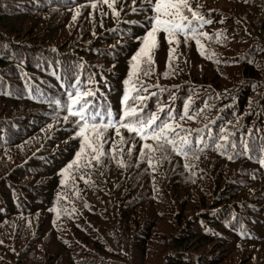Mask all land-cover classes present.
Returning <instances> with one entry per match:
<instances>
[{
  "label": "trees",
  "instance_id": "trees-1",
  "mask_svg": "<svg viewBox=\"0 0 264 264\" xmlns=\"http://www.w3.org/2000/svg\"><path fill=\"white\" fill-rule=\"evenodd\" d=\"M189 2L211 21L202 47L179 35L170 59L159 32L150 74L129 76L146 0H115L118 15L104 0H0V264H264V0ZM73 77H91L114 118L126 89H146L145 112L171 108L208 146L156 152L149 167L145 142L109 127L102 162L69 168L81 142L63 119ZM186 103L194 118L181 120ZM222 127L235 151L211 145ZM241 136L255 154H239Z\"/></svg>",
  "mask_w": 264,
  "mask_h": 264
},
{
  "label": "snow or ice",
  "instance_id": "snow-or-ice-1",
  "mask_svg": "<svg viewBox=\"0 0 264 264\" xmlns=\"http://www.w3.org/2000/svg\"><path fill=\"white\" fill-rule=\"evenodd\" d=\"M104 3L113 9L114 15L119 14L113 7L115 0H112L111 3L109 0H104ZM135 3L136 0H132V4L135 5ZM146 4L153 13L152 16L147 17L151 27L145 32L142 39L136 38L139 41V47L130 58L131 71L129 76H139L140 72H143L145 76L150 74L148 70L142 68V65L145 63L152 65L154 63L152 53L157 47V33L159 32L166 34L167 42L170 45V59L175 51L171 45L179 43L177 39L179 35H183L185 41L191 38L198 47H202L201 38H208V34L201 29L203 25L209 24L211 21L199 12V5L194 9L191 7L189 0H154V2L153 0H146ZM91 7L95 8L96 4L93 3ZM136 10L135 7L132 8L133 12ZM73 19H75V16H73ZM129 83V80L124 81L126 85ZM71 88L72 91H66L65 93L64 109L67 115L63 119L65 122L70 121L74 125L75 136L80 138L81 142L80 150L75 154L77 159L68 166L69 168L79 167L81 162L84 163L85 167H91L92 161L98 164L102 162L101 157L106 155L103 149V131L109 127L115 130L117 136L120 135V129L123 128L129 134H135V137L145 142L141 145V156H147L149 167L153 165V156L156 152L170 149L176 155L187 158L190 153L194 156L196 151H202L201 145L208 146L204 138L200 136L199 129L195 130L196 138L193 139L190 130L182 129L179 124H173L175 116L171 108L158 104L155 112H145L144 104L148 97L142 95L141 92L146 91V89L133 87L130 91L134 95H129V90L126 89L121 100V110L118 117L114 118L110 108L95 102L98 90L91 87V77L84 83L73 77ZM50 103H54L57 108L61 106L60 100H52ZM166 108L167 119H162L159 113L164 112ZM184 108L185 111L181 114L180 119L183 120L185 117L193 119L194 116L188 114L187 103ZM70 118L72 119L70 120ZM182 132L183 135H181ZM149 140L153 143L146 142ZM209 140L216 150L222 152L235 151L238 146L235 133L229 132L224 127L220 129L217 136H210ZM121 142H123V137H121ZM239 147V154L249 153L250 150L252 154H255L257 151L254 142L245 140L243 136L240 137ZM112 149H116L114 141ZM131 150L132 148L129 147L128 151L131 152ZM258 151L264 153V140L260 142ZM228 158L232 159L233 157L229 156ZM249 158H251V155ZM258 163L264 167V155L258 158ZM121 166H123L122 163ZM185 167H189V165L185 164ZM81 179H84V177L82 176Z\"/></svg>",
  "mask_w": 264,
  "mask_h": 264
}]
</instances>
